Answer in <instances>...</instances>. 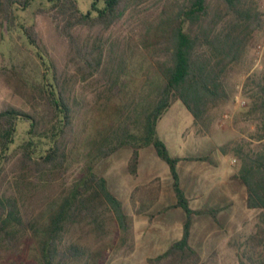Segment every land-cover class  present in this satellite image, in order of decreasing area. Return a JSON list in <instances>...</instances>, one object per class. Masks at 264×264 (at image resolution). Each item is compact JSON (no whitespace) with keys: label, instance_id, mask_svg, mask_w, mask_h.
<instances>
[{"label":"trees","instance_id":"trees-1","mask_svg":"<svg viewBox=\"0 0 264 264\" xmlns=\"http://www.w3.org/2000/svg\"><path fill=\"white\" fill-rule=\"evenodd\" d=\"M89 1V9L82 12L76 0H0L1 30L18 31L23 44L34 52L43 68L35 86L41 100L38 114L11 106L0 109V264H99V253L94 258L86 247L69 242L66 236L73 225L87 224L93 226L90 232L96 239L102 238L106 218L100 214V207L108 209L111 220L123 234L130 231L132 219L108 189L107 181L94 170L97 162L121 148L131 150L128 170L132 176L136 175L138 150L154 148L169 168L176 198L173 207L185 214L181 239L149 262L160 264L169 254L187 246L194 215L215 218V210L189 207L176 169L182 159L170 156L156 127L175 100L183 104L195 124H202L212 107L231 98L230 78L235 68L245 63L253 34L263 27L261 11L252 0ZM156 3L160 4L143 12L135 34L128 39H109L111 28L130 18L134 10ZM33 4L63 21L75 74L82 80L96 77L111 99H120L119 92L126 90L120 80L125 77L129 53L140 49L150 65L139 91L130 97L131 108L117 110V121L111 122L103 134L96 132L95 139L87 145L76 178L55 192L53 175L65 168L67 147L75 140V119L82 103L74 95L67 73L47 58L34 25L18 21L17 13ZM76 28L87 31L93 41L79 43L71 33ZM249 85L252 88L248 114L256 118L260 131L256 138L260 141L264 140V72L247 77L244 92ZM20 122L28 124L29 129L17 146L18 156L11 167L20 178L30 179L27 183L18 179L17 195H10L2 190V181L7 177L3 173L12 156L9 150ZM235 156L238 168L233 178L246 189L247 208L259 210L257 230L251 241L261 245L264 146L249 152L237 147Z\"/></svg>","mask_w":264,"mask_h":264},{"label":"rangeland","instance_id":"rangeland-1","mask_svg":"<svg viewBox=\"0 0 264 264\" xmlns=\"http://www.w3.org/2000/svg\"><path fill=\"white\" fill-rule=\"evenodd\" d=\"M252 1L261 11L264 20V0ZM76 2L82 12H86L90 7L89 0H76ZM159 4L142 5L131 13L130 18L112 27L107 36L112 41L128 39L135 34L143 12L151 9V6L154 8V6ZM39 9L42 8L33 4L26 11L18 12V21L27 26L34 25L41 44L47 53V58H51L61 70L67 73L74 95L81 99L82 103V109L75 119V140L67 147L68 158L65 168L62 172L54 173L53 175L54 184L52 190L55 192L62 187H66L76 178L83 165L87 145L89 141L95 139L94 135L96 132L98 135L103 134V131H106L111 126V122L117 121V110L128 111L131 108L130 97L139 91L150 69V65L144 52L140 49L129 53L125 66L126 74L124 79L122 76L120 80L124 81L122 86H126V90L119 92L120 99H117V97L111 99L105 89L96 82V77L82 80L79 75L75 74L74 63L69 57L71 54L68 48L69 37L62 30L63 21L52 12ZM0 31H2L1 28ZM71 33L76 36L79 43L93 41V37L83 29L76 28ZM2 34L0 35V109L5 106H11L25 113L38 114L41 100L35 86L40 82L43 68L37 63L34 52L23 44V41L19 38L18 31L5 28ZM16 48H19V50L17 51ZM234 71L229 81L231 98L227 102L212 107L202 124H195L192 116L178 100H175L171 108L164 113L161 118L162 122H160L161 127H159L158 137L168 148L171 157L178 154L187 158L210 156L216 161L217 153L221 152L225 155L224 158L227 161L228 168L234 175L238 168L235 148L240 147L244 151L249 152L264 146V140L259 141L256 138L257 133H260L256 127V118L248 114L251 101L249 88H252V85L246 88V92L243 91V85L247 77H257L264 72V23L262 29L256 31L252 36L245 63L235 68ZM28 129V124L18 123L14 143L10 146L9 153L12 156L3 173L7 177L3 179V183L1 182L2 190L7 191L10 195L16 194L17 188L19 189L18 179L25 180L24 183H27V179H30L27 177L20 178L19 172L11 167L18 156L17 146L26 138ZM173 141L179 142L180 149L178 146H172ZM185 143L186 146H184ZM43 147L45 146L43 145ZM143 149L151 152L149 157L151 168L153 172L158 173L162 183L166 176L170 178L167 164L157 156L154 148L149 146ZM130 157L131 150L121 148L111 156L97 162L94 168L95 173L107 181L108 189L114 196L117 185L120 184L123 177L136 179V175L132 176L128 170ZM233 175L231 176L232 179H234ZM170 183L171 179L166 182L163 188L164 199L162 206L167 205V209L173 208L168 194L172 192ZM150 187L152 185H147V188ZM165 187H167L168 193ZM124 197H122V200L125 206V214L127 216H129L128 213L136 215L137 211L134 201L131 198ZM148 198L150 197L146 195L145 199L140 202L143 207L148 203ZM214 204L215 207L208 210H215L216 216L220 211L232 210L237 215L240 223L243 224V227L249 231V236L251 237L255 234L259 210L247 208L246 199L240 201L239 197H237L234 202L218 201ZM190 206L197 210V208L202 206L206 207L207 203L191 202ZM140 208L142 207L140 206ZM99 212L106 218L105 235L102 238L96 239L94 234L90 232L93 226L75 224L69 230L66 236L67 240L86 247L90 253H93L94 258L99 253V264H155L149 262V260L144 261L139 256L130 257L132 253L131 246L135 241V235L132 232L133 220L130 231L123 234L116 226V223L111 220L108 209L100 207ZM154 213L155 207L148 209L144 219L150 222L157 221ZM129 217L132 219L131 216ZM213 219L217 221L216 218ZM226 220H229V217ZM221 222L223 221L219 218L217 224L221 225ZM253 243L250 241L251 248L249 252H259L255 254L259 255V257L254 256V258L258 259L260 264H264V243H261L258 247L252 246Z\"/></svg>","mask_w":264,"mask_h":264},{"label":"crops","instance_id":"crops-1","mask_svg":"<svg viewBox=\"0 0 264 264\" xmlns=\"http://www.w3.org/2000/svg\"><path fill=\"white\" fill-rule=\"evenodd\" d=\"M161 118L156 127L157 136L159 127H161ZM172 146H178L180 149L179 142L173 141ZM144 150H138L136 179L123 177L114 194L121 201L123 209H125L122 200L124 196L131 198L136 205L137 214L128 213L133 220L132 232L135 235L130 257L139 256L147 261L164 254L172 244L181 239L185 214L180 208L167 209V205L162 206L163 188L171 177L166 176L162 183L158 173L153 172L151 168L149 159L151 152ZM224 156L221 152L217 153L216 161L210 156H199L204 159L201 161H186L183 159L187 157L179 154L173 156L182 159L177 163L176 169L180 188L192 210L196 209L190 206L191 202L207 203L206 207L201 208L208 210L213 209L214 203L218 201L234 202L237 197L240 201L246 199L245 187L231 178L233 173L228 168ZM147 185H152V187L147 188ZM170 187L172 192L168 193L167 187L165 189L174 206L176 198L172 189V181ZM146 195L150 198L143 207L140 202L145 199ZM154 207L157 221H146L145 214L148 209ZM227 217L229 220H226ZM215 218L218 222L219 218L222 219L221 225L217 224V221L208 214L194 215L187 246L172 252L160 264H260L258 259L254 258V256L259 257L255 255L259 252H249L251 237L237 215L232 210H224L217 213V216L215 214ZM252 243V246H256L257 242L252 241Z\"/></svg>","mask_w":264,"mask_h":264}]
</instances>
